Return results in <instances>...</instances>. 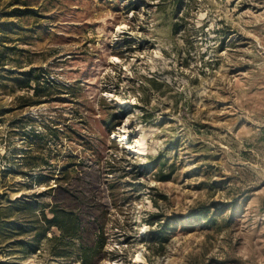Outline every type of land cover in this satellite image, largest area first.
Masks as SVG:
<instances>
[{
  "label": "rangeland",
  "instance_id": "obj_1",
  "mask_svg": "<svg viewBox=\"0 0 264 264\" xmlns=\"http://www.w3.org/2000/svg\"><path fill=\"white\" fill-rule=\"evenodd\" d=\"M0 264H264V0H0Z\"/></svg>",
  "mask_w": 264,
  "mask_h": 264
},
{
  "label": "trees",
  "instance_id": "obj_2",
  "mask_svg": "<svg viewBox=\"0 0 264 264\" xmlns=\"http://www.w3.org/2000/svg\"><path fill=\"white\" fill-rule=\"evenodd\" d=\"M40 85L41 84H37L34 88L35 91H38L40 89ZM50 211L53 214L52 217V222H55V225L61 226L65 223V221H69V223H71L72 225H74V227H79L80 224L83 225V227L85 228V230L87 229L88 231H90V224H83L82 219L79 215H77L76 217H74L73 214H67V216H65L63 214V210L58 209V207H51ZM44 216L46 217V215L44 214ZM47 219V218H46ZM64 227V226H63ZM64 229V228H63ZM66 229H68V227H66Z\"/></svg>",
  "mask_w": 264,
  "mask_h": 264
},
{
  "label": "bare ground",
  "instance_id": "obj_3",
  "mask_svg": "<svg viewBox=\"0 0 264 264\" xmlns=\"http://www.w3.org/2000/svg\"><path fill=\"white\" fill-rule=\"evenodd\" d=\"M140 142H141V140H140ZM144 145V144H143Z\"/></svg>",
  "mask_w": 264,
  "mask_h": 264
}]
</instances>
